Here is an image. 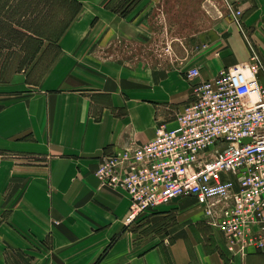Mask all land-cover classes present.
Returning <instances> with one entry per match:
<instances>
[{"label":"crops","instance_id":"0c3cea01","mask_svg":"<svg viewBox=\"0 0 264 264\" xmlns=\"http://www.w3.org/2000/svg\"><path fill=\"white\" fill-rule=\"evenodd\" d=\"M233 1L240 23L209 17L170 57L163 0H0V264H264L232 255L192 196L128 223L129 194L96 175L175 123L189 68L216 76L250 43L264 61V0Z\"/></svg>","mask_w":264,"mask_h":264},{"label":"built area","instance_id":"2783aa9c","mask_svg":"<svg viewBox=\"0 0 264 264\" xmlns=\"http://www.w3.org/2000/svg\"><path fill=\"white\" fill-rule=\"evenodd\" d=\"M228 3L240 23L242 9ZM250 48L247 61L210 78L189 68L192 98L175 123L159 121L151 140L102 156L96 175L127 191L128 223L192 196L232 255L264 250V85L258 79L264 61Z\"/></svg>","mask_w":264,"mask_h":264},{"label":"rangeland","instance_id":"374dc122","mask_svg":"<svg viewBox=\"0 0 264 264\" xmlns=\"http://www.w3.org/2000/svg\"><path fill=\"white\" fill-rule=\"evenodd\" d=\"M129 0H118L116 6L123 3V7ZM160 8L156 9L155 15L164 18V24H157L156 34L160 41H168V48L165 53L169 56L178 54V44L184 34L189 37L195 27H199L206 22L209 17L222 18L225 16L232 17L229 3L233 0H163ZM232 4V3H231ZM163 53V52H161ZM190 85V84H189ZM192 91V86H189ZM167 204V203H166ZM203 206V205H202Z\"/></svg>","mask_w":264,"mask_h":264},{"label":"water","instance_id":"95a60500","mask_svg":"<svg viewBox=\"0 0 264 264\" xmlns=\"http://www.w3.org/2000/svg\"><path fill=\"white\" fill-rule=\"evenodd\" d=\"M179 198H180V196H178V197H175V198H174V200H177V199H179Z\"/></svg>","mask_w":264,"mask_h":264}]
</instances>
